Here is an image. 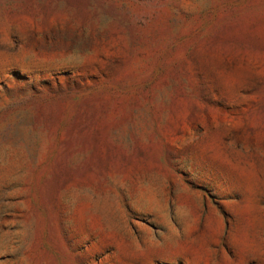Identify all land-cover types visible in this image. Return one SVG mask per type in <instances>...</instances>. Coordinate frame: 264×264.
<instances>
[{
	"label": "rangeland",
	"instance_id": "obj_1",
	"mask_svg": "<svg viewBox=\"0 0 264 264\" xmlns=\"http://www.w3.org/2000/svg\"><path fill=\"white\" fill-rule=\"evenodd\" d=\"M0 264H264V0H0Z\"/></svg>",
	"mask_w": 264,
	"mask_h": 264
}]
</instances>
